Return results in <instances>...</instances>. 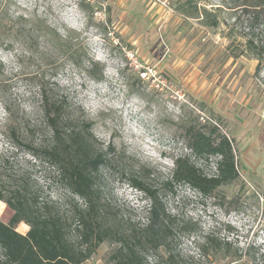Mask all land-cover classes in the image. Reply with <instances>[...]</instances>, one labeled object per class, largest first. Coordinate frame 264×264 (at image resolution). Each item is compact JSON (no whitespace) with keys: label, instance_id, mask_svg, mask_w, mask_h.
<instances>
[{"label":"rangeland","instance_id":"obj_1","mask_svg":"<svg viewBox=\"0 0 264 264\" xmlns=\"http://www.w3.org/2000/svg\"><path fill=\"white\" fill-rule=\"evenodd\" d=\"M234 3L0 0V188L8 194L24 181L40 206L49 199L64 201L67 191L44 151L50 131L39 86L45 84L81 117L80 126L82 119L92 122L90 132L106 157L95 182L107 224L130 230L148 222L149 199L132 185V178L157 190L174 217L161 249L144 251L145 264H228L222 252L208 260L200 256L198 243L209 232L230 241V252L242 253L244 264H261L264 70L255 75L253 57L228 56V44L239 51L243 42L239 28L227 36ZM37 18L55 33L36 30ZM64 44L77 47L80 65L56 51ZM93 61L98 78L88 71ZM186 116L219 121L234 140L240 176L219 195L204 197L185 185L164 186L174 156L188 151L176 136L177 124ZM198 165L209 174L216 171L214 157ZM222 194L237 197L239 208L227 213L219 204ZM68 201L65 209L72 208ZM2 202L0 215L5 207L8 214L0 219L9 222L14 211ZM78 223L71 222L75 239ZM17 229L25 234L29 225L21 222ZM116 246L114 239L104 241L84 264H112Z\"/></svg>","mask_w":264,"mask_h":264},{"label":"trees","instance_id":"obj_2","mask_svg":"<svg viewBox=\"0 0 264 264\" xmlns=\"http://www.w3.org/2000/svg\"><path fill=\"white\" fill-rule=\"evenodd\" d=\"M231 8L236 13L227 36L231 37L239 28L243 42L239 51L228 44V56L253 57L257 61L255 75H259L264 70V0H235ZM184 11L188 10L184 8ZM202 13L208 15L207 10ZM35 22L36 30L46 28L49 33L54 32L45 20L37 18ZM55 49L66 60L81 64V56L74 45L64 44ZM96 64L93 61L88 71L98 78L92 72ZM39 94L42 116L50 131V142L44 150L46 159L57 168L58 183L67 193H64L63 202L49 199L40 206L37 195L30 193L24 181L8 194L0 188V208L3 209L4 201L14 211L9 222L0 219V264H84L108 239H114L117 244L110 256L112 264H145L144 251L160 250L175 220L166 211L158 191L142 179L132 178V185L149 199L148 222L130 230L108 225L95 182L106 157L97 148L90 132L92 122L82 119L84 124L80 126L81 117L70 111L66 99L54 96L45 84L39 86ZM176 136L188 151L174 156V168L164 186L185 185L204 197H211L238 180L240 173L234 140L219 121L186 116L177 124ZM30 152L34 157H40L36 148H30ZM213 157L216 171L209 174L198 163H208ZM220 196L219 204L227 213L239 208L237 197ZM68 200L72 208L65 209ZM7 214L5 207L0 217ZM76 220L80 224L75 228L77 239L70 234L71 222ZM21 222L29 225L25 234L17 229ZM198 248L200 256L207 260L222 252L224 257H229L228 264H244L242 253H231V242L218 237L216 232L206 234ZM260 263L264 264V253Z\"/></svg>","mask_w":264,"mask_h":264}]
</instances>
